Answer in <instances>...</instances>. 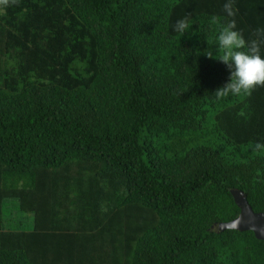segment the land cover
<instances>
[{"label": "trees", "instance_id": "1", "mask_svg": "<svg viewBox=\"0 0 264 264\" xmlns=\"http://www.w3.org/2000/svg\"><path fill=\"white\" fill-rule=\"evenodd\" d=\"M224 2L0 4V264H264L218 228L232 189L264 212V86L217 98L206 55L228 19L256 39L264 0Z\"/></svg>", "mask_w": 264, "mask_h": 264}, {"label": "clouds", "instance_id": "2", "mask_svg": "<svg viewBox=\"0 0 264 264\" xmlns=\"http://www.w3.org/2000/svg\"><path fill=\"white\" fill-rule=\"evenodd\" d=\"M7 0H0V4ZM234 0H225L223 11L226 18L235 16ZM188 22L181 19L173 26V31L184 34ZM256 39L245 40L236 30L234 19H228L215 40L213 52L206 55L226 65L230 72L229 81L215 92L217 98L250 93L257 86H264V28L256 30ZM256 147L264 150V144Z\"/></svg>", "mask_w": 264, "mask_h": 264}, {"label": "water", "instance_id": "3", "mask_svg": "<svg viewBox=\"0 0 264 264\" xmlns=\"http://www.w3.org/2000/svg\"><path fill=\"white\" fill-rule=\"evenodd\" d=\"M231 193L240 212L232 220L218 224L219 230H251L256 238L264 240V212H255L241 190L232 189Z\"/></svg>", "mask_w": 264, "mask_h": 264}, {"label": "rangeland", "instance_id": "4", "mask_svg": "<svg viewBox=\"0 0 264 264\" xmlns=\"http://www.w3.org/2000/svg\"><path fill=\"white\" fill-rule=\"evenodd\" d=\"M12 209V206H9L8 207V212H10V210ZM17 218L16 220L19 219V221L21 222L20 225H21V229L23 230H28V229H31L33 224H32V216L29 215L28 217L27 216H24L22 215L21 213L19 212H13Z\"/></svg>", "mask_w": 264, "mask_h": 264}]
</instances>
